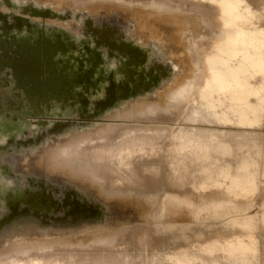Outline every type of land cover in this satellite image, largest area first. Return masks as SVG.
<instances>
[{
  "label": "bare ground",
  "instance_id": "1",
  "mask_svg": "<svg viewBox=\"0 0 264 264\" xmlns=\"http://www.w3.org/2000/svg\"><path fill=\"white\" fill-rule=\"evenodd\" d=\"M28 1L35 4L41 2L42 7H57L55 4L40 0ZM186 7H188L187 12ZM70 13L67 10L66 16H70ZM46 15L42 12L33 14L39 24L40 21L43 22ZM81 17L88 18L87 23L82 24ZM59 18L63 22L60 27L55 26L54 29L49 30L48 27L49 34L38 38L39 51H36L35 62L31 59V53H29L30 59L19 53L21 58L15 60L10 67L18 82L16 87L23 90L26 96H30V100L35 98L34 95H39L42 102L56 101L69 107L65 108V112L59 116V121L52 126H48L45 121H40L39 124L27 122L26 129L16 128L17 133H13L14 130L9 128L10 139L6 137V131H0V149L16 142V152H24L28 156L36 149L42 153L43 146L48 142L47 138L50 135L75 134L71 131L79 125H75L76 122L64 123V121L73 117L74 121L85 122V117L91 115H81L76 110L73 112L72 106L80 104L82 108V94L89 95L91 87L105 85L104 72H111L113 69L116 71L117 55L124 57L127 48L131 47L126 40L131 41L137 49L141 48L153 54L150 68L147 70V82L125 86L111 84L106 100L98 107L100 118L111 120L138 114L146 115L150 110L149 107L153 106L151 101L167 99L173 101V105L170 109L167 108V112L172 109L183 110L197 100L195 103H198V106L192 107L194 112L205 111L217 120H233L243 126L256 123L262 116L264 35L259 28L260 15L251 9L246 0H177V2L149 0L145 3H134L133 0H88L86 7H82L81 13L76 14L75 21H65V17L61 16ZM31 25L27 24L31 34L27 42L38 37L34 35L35 32H43L48 26H36L39 31H35L31 28L34 26ZM55 30L63 31L65 40L73 37L78 43L84 41L82 37L86 36L88 46L85 50L90 59L78 64L74 63L76 69L70 65V59L55 60L58 54L57 49L48 50L42 45V43L49 44L51 40H59L60 36L53 34ZM128 44L130 47L127 46ZM71 48L76 49L69 43L62 46V56L68 55V50ZM43 49L52 70L50 82H48L49 78H45L49 71L48 67L39 62L40 52ZM190 50L197 57L196 64H193L190 59ZM98 54L101 55L98 57L100 61L95 66L93 61ZM193 69H195L197 81L195 90L194 85L189 84L188 80ZM256 78L257 81L254 84L252 80ZM57 86H61V89L68 88V90L63 95L44 94L47 91L43 89L47 88L55 92ZM71 90L76 91L68 94ZM73 95L76 98L70 102L68 97ZM252 96L254 103L250 100ZM142 102L146 105L141 106ZM134 106H139L141 109L135 113ZM161 112L163 111L156 107V114ZM115 127L117 126L108 125L107 133L106 131L92 132L91 129L82 130L77 133H80V137L69 142L64 156L50 158L55 161V166H102V160L107 157L103 154V146L116 138L115 133L112 132ZM118 136L121 135L118 134ZM199 141L196 138L186 139L179 143L178 148L190 146V149L198 156L207 157L211 147ZM47 144L49 145V142ZM96 147H101V151L95 150ZM91 148L95 150L92 154L88 150ZM248 164V162H242L234 175L224 173V176L229 179L223 193L225 199L221 197L222 199L215 200L209 206L214 210L213 214L226 215L228 223L238 225L245 230L246 234L235 236L222 243L214 241L203 245L202 248L209 253L221 250L229 259L242 262L255 255V223L251 217L239 214L245 207L232 208L230 204L226 205L221 201L228 202L254 190V176L248 170ZM19 166L21 165H16L18 169H20ZM11 168L14 171V164ZM12 171L0 174V193L3 192L4 195L9 189L7 195L14 200L16 194L18 195L23 203L19 213L23 218L28 217L30 221L46 225L48 230L51 226L52 231L68 232L67 235H63V240L71 241L73 244L81 242L88 245L90 241H95L107 246L113 245L115 240L106 232H99L95 236L87 235L106 228L105 218H108L106 216L111 215V212L101 202L91 197L92 195L82 194L83 188L75 187L61 176L62 173L58 175L45 172L42 164L34 172L21 170L23 179L20 181L15 179ZM189 203H191L190 200L167 194L163 208L172 217L182 221L183 213L194 217L195 211L188 207ZM262 213L261 221L264 225V210ZM74 231L77 234L73 233ZM58 241L59 238L56 235L49 237L47 233L29 240L32 244L41 243L42 246ZM184 253L180 252L170 257L181 262L188 259V255Z\"/></svg>",
  "mask_w": 264,
  "mask_h": 264
},
{
  "label": "rangeland",
  "instance_id": "2",
  "mask_svg": "<svg viewBox=\"0 0 264 264\" xmlns=\"http://www.w3.org/2000/svg\"><path fill=\"white\" fill-rule=\"evenodd\" d=\"M71 1L76 8L81 9L88 0ZM133 1L145 3L149 0ZM246 2L260 15L259 28L264 35V0ZM2 4L4 0H1ZM14 7L17 14L26 13L22 4ZM49 18L59 19L55 14ZM190 59L196 64L197 57L191 50ZM10 75L11 72L5 67L0 68V94L3 101L0 113L5 117L17 118L14 113L20 112L26 118L32 114L22 111L23 106L19 102L9 107L5 101L14 88L10 84ZM195 76L193 69L188 80L189 84L194 85V90L197 82ZM256 81L257 78L252 80L254 84ZM253 99V96L250 97L251 103H254ZM196 101L183 110L172 109L167 112V108L173 105V101L167 99L151 101L153 106L149 107L146 115L105 120L95 113L85 117V122L66 120L79 125L71 131L75 134L67 135L64 137L66 139L80 137V133H77L85 129L100 132L106 131L110 124L117 126L112 131L116 138L103 146V154L107 157L102 160V166L72 165L53 170L51 163L42 159L46 153L52 158L55 153V147L47 144L49 140L44 144L42 153L36 149L28 156L37 154L33 160L42 164L45 172L62 173L61 176L68 182L83 188L82 194L92 195L106 206L111 212L105 218L107 226L96 232L116 233L112 234L116 236L115 241L111 246L94 242L70 246L54 244L45 252L33 249L29 256L15 252V247H12L10 253L1 258L6 263L15 258L27 263L31 258H39L46 264H264V225L261 221L264 210V106L259 121L243 126L233 120H217L205 111L194 112L192 107L198 106ZM92 103L93 108H96L100 100H93ZM140 105L146 104L142 102ZM62 106L58 105L57 108L62 110ZM156 107L163 112L156 114ZM50 108L54 110L53 106ZM133 109L136 113L141 108L134 106ZM50 115L62 116L61 111L56 114L52 111ZM118 134L121 136L117 137ZM6 135L10 139L9 131H6ZM193 138L210 145L207 157L198 156L190 146L178 148L180 142ZM100 149L96 147L95 150ZM88 150L91 154L95 151L94 148ZM242 162L249 163L248 170L254 176V190L245 196L221 202L230 204L232 208L245 207L239 214L251 217L255 223V255L244 262L229 259L221 250L209 253L202 249L203 245L211 242L222 243L246 234L238 225L228 223L226 215L217 216L209 207L215 200L221 197L225 199L223 193L229 179L224 173L236 174ZM167 194L190 200L188 207L194 209V217L186 213L181 215L182 221L172 217L163 208ZM180 252H185L188 259L180 262L170 257Z\"/></svg>",
  "mask_w": 264,
  "mask_h": 264
},
{
  "label": "flooded vegetation",
  "instance_id": "3",
  "mask_svg": "<svg viewBox=\"0 0 264 264\" xmlns=\"http://www.w3.org/2000/svg\"><path fill=\"white\" fill-rule=\"evenodd\" d=\"M48 3L55 4L57 7H49L41 6V2L38 3H30L28 0H4V4L0 5V25L2 26V30L0 31L2 35H0V68L5 67L9 72H11L10 78V84L11 87H14L10 95L5 98V101L7 102V105L9 107H12L15 102H19L22 107V111H29L32 115L27 116L24 118L22 113L18 112L17 114L14 113V116H17V118H14L12 116L5 117L4 114L0 113V131L5 132L8 131L9 128H12L14 130L13 133H17V129L19 127H22L23 129H26V123L27 122H35L36 124H39L40 121H45L48 123V126H52L54 123L58 122L60 117L57 115H50L53 111L54 114L61 111V113L65 112V108L69 107L64 105L60 102H42V98L39 97V95H34V99L30 100V96H26L24 94V91L21 89H18L16 87L17 85V79L15 77V74L10 67L15 60H18L21 58L20 54H22L24 57L30 59L29 53H31V59L35 62V57H37L36 51L39 47L40 40L39 37H45L49 34V29H54L55 26H61L63 22H61L60 18L52 20L49 18L51 15L55 14L58 17H65V21L73 22L76 20V14L79 12L81 13L82 7H86L87 2L82 5L81 9L76 8L73 4V1L71 0H40ZM1 2V0H0ZM6 4L10 5V7H7ZM25 6V14H17L18 11L15 9L14 6ZM47 8V9H45ZM69 10L70 16H66V11ZM96 12H99L101 10H95ZM9 12L12 14L9 15ZM38 12H42L43 14L49 15V17H45L43 22L39 24L38 20L34 18L33 14ZM31 14V15H29ZM14 15V16H13ZM38 19H41V17H37ZM82 24L85 22L87 23L88 18H80ZM38 23V25H37ZM27 24H32L31 27L35 31H39V29L36 26H46L45 31L43 32H35L34 35L36 38L31 39V41L27 42V40L30 38L31 34L30 31L27 29ZM45 27V26H43ZM49 27V28H48ZM22 28V30L20 29ZM48 28V30H47ZM54 35L60 36L58 41L51 40V42L48 43H42V45L47 48L48 50L57 49L58 54L55 57V60L57 59H65V60H71L70 65H72L74 69H76L75 64H78L79 62L83 60H89L90 56L87 54V51L85 50L88 46V41L86 36L82 37L84 41L78 43L76 42L75 38H71L70 40L64 39V32H59L58 30H55ZM11 35V36H10ZM41 39V38H40ZM69 43L70 45H73L76 49L71 48L68 51V55L62 56V46H65V44ZM126 43H129L127 45L129 48H127V51L122 57V55H117V63L118 66H116L117 70L114 69L111 72H104V76H106V82L105 85L102 86H95L91 87V91L89 92V95L82 94V105L83 107L80 108V104L73 105L72 111L79 112L81 115L85 114L87 115H94L95 113L97 116H100V112L98 110V107H100L102 102L106 100V96L108 94V90L111 87V84H116V86H125L128 84H134L137 85L140 82H147V70L149 67V64L151 63V58L153 57V54L150 52H146L143 49H137L135 45L131 44V41L126 40ZM47 45V46H45ZM45 49L41 50L39 57V62L48 67V73L45 75V78L51 81L52 76V70L50 69V63L45 57ZM20 53V54H19ZM101 55H96V60L93 62L95 63V66L97 63H99ZM33 63V62H32ZM75 63V64H74ZM92 66V65H89ZM142 67V68H141ZM73 69V70H74ZM98 74V71H96ZM103 75V74H102ZM41 76V80H42ZM44 91H47V93H44L45 95H58V94H65V92L68 90V88L61 89V86H57L55 89V92H52L51 90L43 89ZM76 91V90H73ZM72 90L68 93H74ZM81 92V91H80ZM20 93L21 95L17 96V94ZM43 93V91L41 92ZM76 98L75 95L72 97H68L70 102H73V99ZM81 98V96H80ZM79 98V99H80ZM100 100V103L96 108L94 107V103H92L93 100ZM3 101L1 99L0 94V111L2 109ZM58 105H63L62 110H60ZM51 106L54 107V110L50 108ZM78 109H81L78 111ZM94 111H93V110ZM73 117L67 118V120H72ZM72 121H64V123ZM12 136V134H11ZM67 135L63 134H57V135H50L47 139L49 140V146H54V156H64L65 150L68 147L69 141L76 140L77 136L71 137V138H64ZM10 137V136H9ZM36 139V138H35ZM39 141V140H37ZM67 141V142H66ZM41 142V141H40ZM16 145L17 143L14 142L9 145V147H6L4 149H0V174L7 173L12 171V165L14 164V173L16 180H22V172L21 170L34 172L37 170L40 164L35 163L33 160V156H36L37 154H33L32 156L24 157L25 153H19L16 152ZM1 146V144H0ZM5 147V146H4ZM32 152V151H31ZM30 152V154H31ZM51 156L49 154L42 155V159L44 158L46 162H49V164H52L53 170H62L66 165L62 166H55V161H52ZM4 159V160H2ZM44 162V163H46ZM25 163V164H24ZM19 166L20 169L16 167V165ZM24 164V165H23ZM36 165V166H35ZM5 184V183H4ZM17 187V186H16ZM9 192V189L6 190V192L3 195V192L0 193V264H46V261L43 259L36 258L35 260L31 258L28 263L25 261L20 260L19 258L12 259L10 262L6 263L2 258L1 255H5L10 253V249L12 247H15L13 250L19 254H22L23 256H29L31 250H37V251H43L45 252L46 249H49L54 244H60L65 246H70L73 243L71 241H64V234L67 235L68 232H62V231H52L49 226V230L47 229L46 225L38 224L35 221H30L28 217L23 218L22 215L19 213L22 210L23 203L19 199L18 195L16 194L15 200L11 199L7 193ZM16 193V192H15ZM46 229V231L44 230ZM47 233L49 237L57 236L59 238L58 242H53L49 245L42 246L41 243H38L37 245L32 244L29 242L30 239L34 237H39L40 234ZM76 233L77 232H73ZM99 232H90L87 235L89 236H95L98 235ZM103 234V233H102ZM112 236V238L115 240L116 233H107ZM115 234V235H112ZM97 243L95 241H90ZM77 244V243H75ZM79 244H83L79 242ZM89 244V243H88ZM84 245V244H83ZM49 264V263H47ZM54 264H61L59 262H56Z\"/></svg>",
  "mask_w": 264,
  "mask_h": 264
}]
</instances>
